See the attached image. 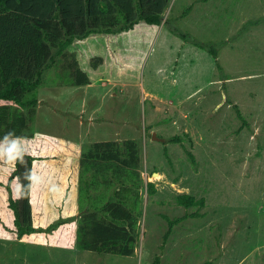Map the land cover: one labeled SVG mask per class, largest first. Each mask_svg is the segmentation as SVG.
<instances>
[{
  "label": "rangeland",
  "instance_id": "obj_1",
  "mask_svg": "<svg viewBox=\"0 0 264 264\" xmlns=\"http://www.w3.org/2000/svg\"><path fill=\"white\" fill-rule=\"evenodd\" d=\"M172 28L215 43L217 57ZM67 53L93 82L70 85L55 65L46 69L31 126L40 134L32 144L8 141L17 147L7 155L0 151V170L10 169L6 159L20 148L39 152L38 159L55 158L56 167L44 161L49 167L34 169L33 182L47 191L37 208L78 214L76 201L65 211L62 192L57 198L43 183L51 179L46 169L61 177L65 162H72L42 151L49 140L43 132L75 137L79 158L94 140L136 138L144 182L135 253L52 244L44 234L19 240L2 232L0 264H152L157 255L158 264H264V0H170L160 24L96 34L75 41ZM176 135L181 141L170 139ZM65 151L63 156L74 154ZM180 192L203 203L178 204ZM195 211L202 215L175 223L163 242L165 215Z\"/></svg>",
  "mask_w": 264,
  "mask_h": 264
},
{
  "label": "trees",
  "instance_id": "obj_2",
  "mask_svg": "<svg viewBox=\"0 0 264 264\" xmlns=\"http://www.w3.org/2000/svg\"><path fill=\"white\" fill-rule=\"evenodd\" d=\"M169 1L0 0V151L9 147L6 136L11 139L34 135L31 126L37 112L38 88L46 69L55 65L60 79L70 85L93 82L76 59H66L75 41L101 33H125L140 24L158 25ZM172 30L217 57L215 43L197 40L179 29ZM234 107L242 118L240 109ZM170 139L181 141L182 138L176 135ZM185 151L192 163H196L193 153L186 148ZM139 153L135 138L93 141L81 151L79 159L78 214L59 216L44 226L35 220L33 211V206L36 208L37 202L47 197V191L33 182L32 165L37 157L20 148L11 160L6 159L11 161L10 173L5 181L0 180V236L1 230L19 240L44 234L45 240L59 244L66 239L71 242L66 241L65 245L69 243L81 249L133 255L143 200ZM56 181L48 178L43 183L57 198L62 192L60 197L67 202L64 207L67 211L74 195L73 185L65 177L56 188ZM147 187L149 192H154L153 182H147ZM176 201L190 206L203 203V198L180 192ZM200 215L197 211L173 218L165 215L168 228L163 242L175 223ZM159 261L157 255L152 264Z\"/></svg>",
  "mask_w": 264,
  "mask_h": 264
},
{
  "label": "crops",
  "instance_id": "obj_3",
  "mask_svg": "<svg viewBox=\"0 0 264 264\" xmlns=\"http://www.w3.org/2000/svg\"><path fill=\"white\" fill-rule=\"evenodd\" d=\"M92 83V82H91ZM44 133V134H43ZM42 134L45 135L47 134L48 136V139L49 140H45V143L43 144V152L45 150H52L54 154H56V157L58 155H60V159L63 161L65 159H68L72 162H65V172H64V175L61 176V177H66L71 185L73 184V189H74V195H73V199H72V206H71V209H74V205H75V201H76V209H77V188H76V184L78 183V173H79V155L77 153H79V140H77L75 137H73L74 139H70L71 136L67 137V135H62V134H50V133H46V132H43ZM40 134L39 132H35L34 131V136L32 137H20L22 138L23 142L24 141H27L29 144L31 143L32 144V140H35V135H38ZM40 137V136H38ZM130 138V137H129ZM133 138V137H132ZM12 139H15V138H11V139H7L8 140H12ZM106 139H114V140H119V139H116V138H101V139H97V140H106ZM125 139V138H124ZM136 139V138H135ZM97 140H94V141H97ZM122 140V139H121ZM30 141V142H29ZM29 147V146H28ZM26 148V146H25ZM61 148V149H60ZM66 148H68L69 150H72L74 151V154L72 155H62L61 153V150L63 152H66ZM28 152H30L31 154H33L35 157L34 160H33V165H32V174H34V169L37 168V169H42L44 167H49L48 164H45L44 161H46L45 159H38V156L37 155H40L39 152L35 153L34 151H30L29 149H27ZM81 155V153H80ZM51 159H55V158H50L48 159V161H46V163H52ZM56 160V159H55ZM40 161V164L39 162ZM36 162V163H35ZM42 162V163H41ZM70 164V166L68 165ZM3 165V164H2ZM41 165V168L39 167ZM45 165V166H44ZM58 164L56 163H52V167L53 166H57ZM69 167V169H72V173H70V170L67 168ZM10 171H7V172H4L3 170H0V180L1 181H5L7 176L9 175ZM140 174H141V169H140ZM73 175V177H71ZM48 176L51 177V179H58V181L61 179V177H54V171L52 172H49L48 173ZM142 176V175H141ZM143 178V177H142ZM65 179V178H64ZM144 182V180H143ZM149 182V181H148ZM152 182V181H151ZM154 184V183H153ZM33 186V185H32ZM146 186H147V183H146ZM63 208V207H62ZM33 211H34V218L35 220L38 219V222L41 224V225H47L49 222L55 220L56 218H58L59 216H68L66 214H64V212H58V214H48L47 213V210L46 212L42 210L41 206H39L38 208H34L33 206ZM38 211V212H36ZM40 211V212H39ZM63 211V210H62ZM67 211H69V208H67ZM69 215H72V214H69ZM139 222V221H138ZM4 232L3 230H1V233ZM55 239L57 240V237L55 236ZM62 240V239H61ZM66 241H69V243L71 242V240H66L64 239L63 243L60 244V245H65ZM49 242H52V244H59L58 242H54V241H49ZM69 243H67L65 246H67ZM69 247H72V245H68ZM136 248V246H135ZM160 262V261H159Z\"/></svg>",
  "mask_w": 264,
  "mask_h": 264
},
{
  "label": "clouds",
  "instance_id": "obj_4",
  "mask_svg": "<svg viewBox=\"0 0 264 264\" xmlns=\"http://www.w3.org/2000/svg\"><path fill=\"white\" fill-rule=\"evenodd\" d=\"M8 135L10 136L11 133H9ZM7 139H8V136L5 137V141H7ZM16 147H17V145H16L15 141H13L11 143V145L5 150V153L4 154L7 155L9 153H13L14 150L16 149Z\"/></svg>",
  "mask_w": 264,
  "mask_h": 264
},
{
  "label": "bare ground",
  "instance_id": "obj_5",
  "mask_svg": "<svg viewBox=\"0 0 264 264\" xmlns=\"http://www.w3.org/2000/svg\"><path fill=\"white\" fill-rule=\"evenodd\" d=\"M152 176H159V173H158L157 171H154V172L152 173Z\"/></svg>",
  "mask_w": 264,
  "mask_h": 264
}]
</instances>
